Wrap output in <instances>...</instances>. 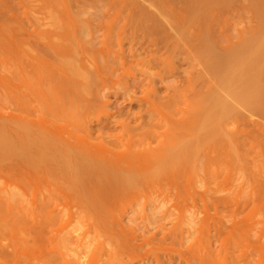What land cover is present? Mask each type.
Here are the masks:
<instances>
[{"label": "rangeland", "instance_id": "rangeland-1", "mask_svg": "<svg viewBox=\"0 0 264 264\" xmlns=\"http://www.w3.org/2000/svg\"><path fill=\"white\" fill-rule=\"evenodd\" d=\"M184 1L185 4L183 3ZM184 1L0 0V115L2 113L1 116H3L0 118V129L2 128L1 130L3 131H0V136L2 135V141L0 140V143L3 142V144H0L1 244H36V235L32 230L33 221L31 220L34 213L33 211H37L39 213L40 209L38 206L41 202L42 195H49V193L55 189L57 191V195L52 193L55 200L51 196V198H53L51 202L53 203H51L50 206L52 208H55L56 205L53 204L58 203L57 206H60V208L58 207L59 210L56 209L57 207L55 208L56 211H59V214L58 211L56 212V217H59V221L55 218L54 224L56 225V228H58L59 226H61L62 222L64 223V227L69 223L67 227L68 232L67 228H65V233H68V236L70 234L72 237L75 236L76 239L75 237L74 239L77 243L79 242L77 241L78 234L80 235L82 232H85L84 230L88 229V233H86L90 236V231L92 232L94 230V232L91 233V235H94L96 225L98 226L100 224L97 219L107 215V219H109L112 213L115 214H112V216H121V224L123 225V227L127 231L136 230L138 232L136 233L139 235V237L148 236L153 231H155V228L153 227H155V224H157L156 222L159 218L158 216H163L162 214L173 216L170 220L164 222L166 225L170 222L175 221V219L177 218L175 216L179 215L182 217V220H176V222L173 223L176 225V227L177 225H179V227H182V229L184 230L181 231L184 234L182 240V243H184V247H181L177 242V244H179L178 247H181V250L184 249L182 254H187L188 248H193L196 245L197 247L195 249L201 247L203 250V247L205 246L204 243L208 242V240L206 241L207 238H205L207 234H210L209 236L212 237L211 233L216 232L217 230L214 229V226L216 225L215 228H219L225 222L223 226L226 225L227 227L222 226V228L220 229L221 233H219L218 236H215V233H213L214 240L213 238H210V240H213V242L211 241V247L217 249L219 246V249L221 248V243L219 244L218 242H221V237H224V235H228L227 230H229V227L231 226L232 232L229 238L232 245L231 253L233 254L231 255L230 259L233 260L230 261L229 259V261L227 262H234V264H236L235 262L238 261L239 255L241 256L240 259H242V255L248 253V255H245L247 256V258L243 257L244 260L246 259V263L248 260V264H264V133L251 135L250 138L247 139L246 144L240 145H236V143L234 144L233 140L231 142V140L227 138L228 135L223 134L226 135L225 141H227L228 139L230 141H228L230 144L224 142L222 138L223 142L227 143L228 145L225 144L223 148L217 147L218 149H213L214 151H211V149L209 151L210 153H206V151H204L202 147L199 146L201 150L198 154L197 148L195 149V146H193L195 145V142L193 143L190 139L189 141L191 142L189 143V141L187 140L188 135L184 136V142L187 143L188 141L189 145L191 144L190 147H188L189 149H182V151L181 148H179L181 146H176L175 148L173 145L174 142L176 144L178 143V145L181 142H179L180 139H178V142L176 141L177 137H179L180 134L178 133L176 135H173V133H171V129L170 131L165 133L164 136L157 137L156 140H154V142L152 141L151 143L153 147L149 155L153 159L161 156L162 158L160 157V159H158V162L155 161V159L154 161L150 162L139 160L134 163V165L147 164L150 167L148 171L150 175L144 173V175H146L141 180L143 184L141 182L140 184L138 182L139 185L135 184L139 188H129L128 185H133L132 180H130V183H128L129 181L124 182L122 179V181L118 179L114 180L117 182V186L120 185V181L121 184L124 183V185L121 189L122 195L120 197V200L113 206V208L115 207V209H112L111 211H109V209H106L107 206L105 207L106 204H104L112 196L111 192H107L108 190L106 188L108 185H110L112 188L113 186L116 187V182L112 184L113 181L109 182V180H107L105 183L104 181L102 183L99 180H96L97 182L95 180H90L86 183L78 180V182H75L76 184L72 182L73 184L71 183V185H69L70 183L65 184L63 180H58L55 177V180L53 179V177L50 178L49 174L47 175V177L45 176V165L47 164L46 162H49L50 160H47L45 162L43 158L49 155V151H46L47 148H45V151L47 152V154L45 153V155L42 151V149L44 148L41 149V147L43 146L41 144H43L44 142L43 138H45L46 136L42 135L43 142L40 143L38 140L39 136L34 135L37 133V128L35 127L36 122H40V124L38 123V126H42L41 121H45L43 124L47 123L46 125L50 127L53 123L54 126L52 125V130L56 126H59V124H61L62 126H66V128L62 126L59 127L61 129L64 128L61 130L60 135L67 136L69 133H72V137L74 138L75 132L73 130L75 127L73 126L74 123L78 125L80 124V122L76 121V117L78 113L82 111L81 102L83 99L89 96L90 91L88 90V87L91 85V82H93L94 79L99 81V74L104 73V71L108 67V63L106 62V58L108 57L106 53H111L108 56H111V59H109L112 60V55L114 53L113 51L118 48V45L120 43V39L118 37V29L121 28L120 25L122 26L124 25L125 21H128L126 23V26L124 27V30H126V32L124 31V33H121L120 31V37H123L121 40L124 52L128 54L131 49L130 36L134 30L138 29V27L139 29L141 28V25L139 26V24H142L144 27L149 26L150 28L153 25L151 29H153V31H156L157 33L153 31H150V33H156L155 35H158L161 28L158 29V27L160 26H157V23L161 21L163 22L170 16V12L168 11L169 9L167 6H171L172 9L175 8L177 10H180L183 5H185L186 7L188 6L189 8L191 0ZM188 1L189 3L187 4ZM207 1L208 0H204L203 3H201L204 4L205 7H207L206 11H208V8L211 7L212 4L214 5L212 1ZM233 1L235 0H231L230 2ZM236 1H239L240 3V0ZM236 1L235 3H232L234 4V6L235 4L237 7L238 5H242L241 3H236ZM248 1H251L252 3L258 2L257 4H261L259 6V8H261V11L259 10V13H257L256 9L251 8L253 6H257V4L252 3L251 5H249L246 12H244V8V10H240L242 6L238 7L239 11L236 10V7V11L232 12H228L226 6H224L226 10L224 11L223 8L222 15H220V18H223L224 20L222 21L221 19H219V21L221 25L225 24L224 26L226 31L225 35H222V39L220 38L221 41L219 45H214L215 48H221V46L225 44L227 37H231L233 40H236L241 29L247 26L249 27L250 25H252V23L255 22V20L257 21L259 18L262 19V21L259 19L258 22L254 24H257L259 26L261 23H263L261 24V29L263 30L260 29V31L264 32V16H262L264 14V1L261 0V2L260 0H245L244 2H246V5L244 6H248ZM206 3L212 4L207 5ZM256 8L259 9L258 6ZM224 12L228 17H226V14H224ZM254 12H256L257 15ZM162 13L165 16H163ZM254 14L256 16L253 17ZM257 16H259L258 19L256 18ZM110 20L111 23L114 22L113 26H110L111 23L107 22ZM222 22L225 23L223 24ZM154 23H156V25ZM106 24H109V30L111 31H106L107 35L105 34L106 27H104V25L108 26ZM154 25L157 27H155ZM143 26L142 28H144ZM146 29L147 28H144L145 31L149 32L150 29ZM248 36L251 35L247 34L245 38H248ZM206 38L208 37L204 34V42L205 40L207 41ZM55 47L57 48V50L60 49L61 54L64 55H59L60 50L58 51L59 53H54L53 49L56 50ZM198 48L193 50L192 53H198ZM64 51H66V54L64 53ZM137 53H139L140 55H137L138 58L141 59L145 58V53L147 52L138 51ZM175 60L176 61L174 62V64L176 65V67H178L177 69H179V75L176 74L170 76L169 78H167V83L175 82L179 76L189 74V71L192 69H190L189 63L181 62L179 58H176ZM135 64L134 66L132 65L130 67L132 70L128 68L129 70H127L124 74L126 75V77L128 76L130 81L142 79L143 75L141 73H143V70L141 68L143 65H147V63L145 62L138 64L137 66ZM36 65L38 67H36ZM119 71L120 70H117L116 72ZM122 71L123 70H121L120 72ZM74 81L80 83L76 86L77 88H75L74 86ZM141 86L139 87V89H137L138 96L142 95L143 86ZM64 88L66 91H68V88L72 89L73 92L71 91L72 94L69 97L71 101L67 96H65L63 99L57 98L58 90ZM164 92H167V90L161 88L160 94H163ZM207 97L208 95H205L204 98H201V100L203 99L201 101V104L205 106L206 109H202L200 111V115H202L203 119L199 115V126L196 125L197 130L195 129L197 133H199L198 136L194 130V132L196 133L195 136H197V138L205 137V135H207L205 138H210V133L208 132V129L206 130L207 122L205 120L207 117L205 116L206 114H204L206 113L205 110L208 111L206 105L209 97L208 99ZM110 98L114 99L112 95L110 96ZM122 98L123 96H120L119 98L113 100L112 105L109 106V109L114 110L117 109L115 108V106H125L126 109L130 108L129 110H132V112H130L134 114L141 108L139 102L136 101L130 106V104L125 101L124 98ZM197 102L199 101L196 100V103ZM57 109H59V111H62V115H60V118L54 112V110L56 111ZM100 109L103 110L102 108H97V111L95 113L93 112L92 114V116L95 117L97 115L98 117L102 115V119H99L98 121L94 118V121L92 122L93 125H95L94 131L92 133L90 132L91 135L90 137H88V140L94 142L103 138L107 141L110 139L109 136L113 134L123 136L126 140V138L129 136H126L122 132L120 126L115 125L116 127H113V124L115 123L111 122V118L109 119L105 117L106 115L101 114L100 112L102 111ZM98 110L100 111L98 112ZM52 111L55 114H53ZM159 112H164L165 114L166 110L161 108L159 109ZM12 114H14L13 116L16 120H14ZM53 115H57L58 119ZM92 116L89 119H93ZM158 116L160 117V115ZM19 118L23 122H20L21 120ZM44 118H46V120ZM47 119H49V121H47ZM26 122L27 126L25 125ZM101 123L107 124L109 126V128H106L107 130H103L102 133L98 128H96L98 127V124ZM28 125L31 127H29ZM230 127L234 128L233 131L238 133L241 130V125H239L238 123L233 126L231 125ZM57 128L55 129L57 130ZM43 129L45 128H42V130ZM55 129L54 131H56ZM10 131H12L11 134ZM79 131H76L77 134L79 133ZM13 132H16L17 134L15 133L16 136L12 138ZM30 132H33L34 134ZM2 133H4L6 136ZM31 134L32 136H29ZM214 134L213 137L215 136ZM3 136L4 139L6 138V142L9 140V143H7V147L6 145H4L5 141H3ZM34 136H36V138ZM181 136L183 135L181 134ZM220 136H222V134ZM33 139H35L34 142L32 141ZM37 140L41 146L38 145V143L35 144ZM194 140L196 141V139ZM204 140L205 139L203 138V141ZM12 141L14 143H12ZM199 141L200 142H197L199 143L198 145L201 144L202 140ZM35 151L37 152L35 153ZM196 152L197 156L200 157L204 152V156H202L201 159L199 157V161L194 162L192 157H194ZM40 153H43L44 157L43 155L39 156L41 155ZM192 154L194 155L192 156ZM207 156L209 159L208 161L206 160ZM39 157L41 160H43L41 161ZM189 158L191 160H189ZM203 158L207 162H203ZM51 159V161L54 160L53 157ZM43 161L45 165L42 164ZM147 165H145L146 168ZM46 166H48V164ZM50 166L53 167V164ZM48 168L50 167H47V170ZM51 171L53 172V170ZM51 171L48 173L51 174ZM34 176H38V178H40L41 180H45V176L47 180H45L46 182L44 180V182L40 181V179L36 180V177ZM42 176L43 178H41ZM31 177L34 178V181H37L38 186H34L35 183H33ZM26 178L31 182H27ZM47 182L50 184L47 185ZM27 183H29V186L27 185ZM32 186L35 188H33ZM111 187L108 186L109 191L112 189ZM92 189L95 190L93 193L91 192ZM95 192L96 195H100L102 193L100 195V198L103 199L104 208H99L100 206L98 207V205L96 206L97 203L93 196L95 195ZM60 211H62L63 213H60ZM70 211L71 213H69ZM143 212L149 215V221L150 215L151 217H155L156 221L153 220V223L155 222V224L151 223L153 218H151L150 222H147V220L146 222H143L142 220L140 221L139 217L137 220H133L132 216L141 214ZM69 214L71 220L74 217V222H66L69 219ZM71 214H73V217ZM184 216L186 219L189 218V223L190 218L192 220L194 216H199V219L200 217H207L205 222H202V227H199L200 229H202V231L209 229L207 231H204L205 234L206 232L207 234L205 235L198 228V226L201 224L200 223L198 225V223L201 221H195L196 225H191L190 229V224L195 222L191 221V223H188V225V220L186 221L184 219ZM211 217L214 218V220H212ZM61 218L63 219L62 222ZM104 218L105 217H103L102 219ZM196 218L198 219V217ZM104 220H106V218ZM201 220L204 221L203 218ZM219 220L222 222H219ZM100 221L102 222V220ZM59 222L61 224L57 226ZM147 223H150L151 226L149 225L150 227L147 226L146 228ZM220 223L222 224L220 225ZM172 224L169 225V229L173 227L174 224ZM165 225L163 229L165 228ZM88 226L89 228L91 227V229H89ZM64 227H62V229ZM176 227L173 231L177 229ZM168 228L162 230L167 233L169 231ZM70 229H72V232L74 230L77 236L72 235L74 233L70 232ZM162 230H159L160 232L158 231V235H162ZM187 230L188 232L190 231V233H188ZM210 230L211 232L208 233V231ZM176 232H179V229ZM82 234L79 237L82 238ZM71 236H69L70 239L72 238ZM89 236L87 238H89ZM217 238L221 240H218ZM60 239H55L54 241L56 242H54L53 244H55L57 248H62V250L70 247L68 249L69 253H67V250H65L67 254H70V256H68L69 259H74L76 262L78 258V260H81L82 263L84 262L83 264H87V261L88 264H95L94 262H96L97 264H102V262L103 264L107 263V257L102 255V251L100 249L97 251L101 254L98 255V252L96 253L95 249L93 250V252H95L94 255H90L92 254L90 252L92 251V249H94L92 248L94 247V242L93 244H90L91 242L89 241V239H87L88 241H86L84 238L83 241L88 242L90 244H88L90 247L87 244L86 245L88 247H84L83 243L81 245L83 246V248L80 247L85 250L87 248H92L91 250L89 249L90 251L86 250V254L84 253L85 250L82 253L80 252V254H82L81 258L83 259L78 257L80 256V254H78V256L76 257L80 249L77 251V253L75 252V250H77V246H75V244L72 245V242H74L73 238L71 242L70 240L66 241L65 239ZM169 239L170 238L167 239V242ZM155 240L156 241L154 244H152V246L148 245L147 250L152 249L151 247H154V245H156L154 247L155 249L158 248L156 243L158 239L155 238ZM247 241L250 242L249 246L248 244H246L248 243ZM169 244L170 243H168V247ZM190 244L194 245L191 246ZM170 245H172V243ZM242 246L245 249L246 246H248L247 250L249 251H244V253L241 254L240 252H243L244 250L243 248H241L242 250L240 249V247ZM43 248H45V246ZM143 248H145L144 250H146V245ZM191 248H189V251L192 250ZM108 249H110V247ZM141 249H139V252L141 251ZM155 249H152L151 252L150 250L146 251L149 254L148 257L151 261H149L148 257H145L146 255H148L147 253L144 254L145 256L141 257L142 253L140 252L141 254H139L137 249L136 257H140V259H142L138 261L137 259H135L133 261V264L134 262L135 264H142V262L140 261H143L144 259L148 261V263L145 261V264H150L149 262L154 264L155 260L153 263V260L151 258L154 257L153 259H155V256L153 255V257H150V255L153 254V252L155 254L158 251V249H156L157 251H155ZM160 250L164 251L165 249H163V247L159 249L160 254L164 256L165 252L161 253L162 251ZM170 250L171 249H169V251ZM169 251L168 253H170ZM159 252H157L155 255H157ZM174 252L173 250H171V253ZM215 252L217 251L215 250ZM167 255L168 254L166 253L165 258H162V260L164 259L167 261ZM219 255L221 254H218L217 257H219ZM214 256V264H217V262L220 264L221 262H224L223 254L221 255L223 257L220 256V259H218L216 255ZM176 257L175 259H173L175 262L178 260V258L176 259ZM127 259L128 258L126 257L125 260L128 261L129 259ZM183 259L185 258L183 257ZM183 259H180L179 257L178 261L184 262L186 260ZM91 260L93 261V263L90 262ZM241 262L242 264L245 263L243 262V259L239 262V264ZM177 263L178 262H176L175 264ZM180 263L183 264L182 262ZM184 263H186V261ZM195 264H197V262H195Z\"/></svg>", "mask_w": 264, "mask_h": 264}, {"label": "bare ground", "instance_id": "bare-ground-1", "mask_svg": "<svg viewBox=\"0 0 264 264\" xmlns=\"http://www.w3.org/2000/svg\"><path fill=\"white\" fill-rule=\"evenodd\" d=\"M203 1L202 0H191L192 3L190 2L189 8L188 6L186 7L185 5H183L180 10H177L175 8L172 9L171 6H167L169 9L168 11L170 12V16L169 17L166 16L168 18H166L163 22L161 21L163 19H161L160 21L162 22V24L161 22H159L160 24L157 23V26H160L158 27V29L161 28L158 35H155L157 32L151 29L153 25L152 26L150 25L151 26L150 28L149 26L144 27L142 24H139V26L141 25V28L139 29L138 27V29L134 30L130 36L131 37V49L128 54L124 52L122 40H121L123 37L122 38L120 37L121 33H124V31L126 32V30H124V27L126 26V23L128 21L127 22L125 21L124 25L122 26L120 25L121 30L118 29V33H119L118 37L120 39L119 40L120 43L118 45V48L113 51L114 53L112 55V60H110L111 56H108L111 53H106L108 57L106 58L108 67L106 68L104 73L99 74L100 75L99 81L94 79V81L91 82V85L88 87L90 94L87 98L83 99L81 102L82 111H80L76 117L77 119L76 121L80 122V124L78 125L74 123V126H73L76 128V130L75 128L73 130L75 132L74 138L72 137L73 136L72 133L71 134L69 133L70 135L66 134L67 136L60 135L61 130L66 128V126H62L61 124H59V126L55 127V128L58 127L57 130L54 128L56 130L54 131V129L52 130L51 128L53 123L51 124V127H50L46 125L47 123L43 124L45 121L44 122L41 121L42 126L39 125L41 128L38 126V123L40 124V122L38 123L36 122L38 126L37 127L35 124V127L37 128L36 134H34L33 132H30L34 135L39 136L38 140L40 143L43 142V139H44L43 144H41L44 146V147L43 146L41 147V149L44 148L42 149L44 154L45 153L47 154L46 151H49L48 152L49 155L47 157H44L43 153L42 154L40 153L41 155H39V156L43 155L44 157L43 159L45 162L47 160L48 161L50 160L49 162H46L48 166H46L47 164L45 165L44 161L42 162V164H44L46 167L45 168L46 177L49 174L50 178L53 177L54 180L55 178L58 180H63L65 184L70 183L69 185H71L72 182L73 183L78 182V180H80L81 182H86V183L89 182L90 180H95V181L99 180L102 183L103 181L105 183L107 180H109V182L113 181L112 184L116 182L114 181L116 179L118 180L122 179L124 182L129 181L128 183H130L131 182L130 180H132V183L134 186L128 185L129 188H133V189L134 187L139 188L135 184L137 185L140 184L141 180L146 175V174L144 175V173L149 174L148 171L150 167L147 164L134 165V163L139 160L150 162V161H154L155 159H156L155 161L158 162V159H160L161 156L153 159L149 155L153 147L151 143L152 141L154 142V140H156L157 137L164 136L165 133H167L171 129H172L171 133H173V135H176L178 133L180 134V136L177 137L176 141L178 142V139H180L179 142L180 141L181 142L179 143V145L178 143L176 144L174 142L173 145L175 148L176 146H181L179 147L181 148V150L189 149L188 147H190L191 145V144L189 145V143L191 142L189 140L191 139L193 143L195 142L194 143L195 145L193 146H195V149L197 148L198 154H199V151L201 150L199 146L202 147V149L206 151V153H208L211 149H212L211 151H214L217 147L223 148L225 144L226 145L230 144L229 143L230 141L228 139L227 141H225L226 135H228L227 138H229L231 142L233 140L234 144L236 143V145H240V144H246L247 139L250 138L251 135H255V134L258 135V134L264 133V32L260 31L262 27L261 24L263 23H261L259 26L257 24H254L258 22V20L260 19V18L258 19L259 16H257L256 17L258 19L257 21L255 20V22L252 23V25H250L249 27L248 26L244 27L243 29L239 31V34L236 40H233L231 37H227L225 44L222 45L221 48L219 49L215 48L214 45H219L221 41L220 38L222 39V35L224 36L225 31H226L225 26H224L225 25L224 23L226 21L222 22L224 25H221L219 21V19H221L222 21L224 20L223 18H220V15H222V12H223L222 11L223 8H224V11L226 10L224 6H226L228 12L229 11L232 12L236 10L239 11L238 7H241V6L242 8L240 10L242 11V9L244 8L245 10L244 9L243 10L244 12H246L248 10L249 5H251L252 2L248 1L247 3L248 6H244L246 5V2H244L245 0L243 1L240 0V3L242 5H238L237 7L236 4L235 6L234 4H232V3H235L236 0L233 2H230L231 0H210V2L212 1L214 5L212 3H208L209 5L211 4L212 5L211 7L208 8V11H206L207 7H205L204 4H201L203 3ZM207 2H209V0ZM183 3L185 4V1ZM188 3L189 1L187 2V4ZM236 3H239V1L238 2L236 1ZM257 3H252V4H257ZM260 5L261 4H257L258 8ZM257 6H253V7L250 6V7L253 9H256L257 10L256 12L259 13V10L261 11V8L257 9L256 8ZM236 7L237 9L235 10ZM224 14L226 13L224 12ZM256 15L254 14L253 17ZM163 16L165 15L163 14ZM262 16H264V14ZM226 17H228L227 14H226ZM260 20L262 21V19ZM107 22L111 23V20ZM113 24L114 22H112L110 26H113ZM154 24L156 25V23ZM106 25L108 26L104 25V27H106L105 34L107 35L106 31L107 32H111V31L109 30V24H106ZM142 26L144 28L150 29L149 32L145 31L144 28H142ZM122 28H123V32H122ZM150 31L151 32L153 31L156 33L152 34L150 33ZM262 32H263V35H262ZM204 34L208 37L206 38L207 41L205 40V42L203 41L205 39V38L203 39ZM247 34L251 36H248V38L247 37L245 38ZM196 48L199 49L198 53H192V51L195 50ZM53 50H54V53L56 52L59 53L58 51L60 49L57 50L56 48V50L55 49ZM140 50L147 52L145 53L146 55L145 58H141V59L138 58L137 55H139V53L137 52L138 51L141 52ZM64 53L66 54V51H64ZM59 55L60 56L64 55V54H61V50H60ZM176 58H179L181 62L189 63V67L190 69L191 68L192 69L189 71V74H185V75L180 74L182 76H179L175 82L167 83L168 82L167 78H169L172 75H176V74L179 75V71H178L179 69H177L178 67H176V65L174 64V62L176 61L175 60ZM143 62L147 63V65H143L144 68L143 66L141 68L143 70V71L141 70L143 72L141 73L143 75L142 79L130 81L128 76L126 77V75H124L126 71L131 69L130 67L132 65L134 66L135 63H136L135 65L137 66L138 64H141ZM36 67L38 66L36 65ZM117 70H120V71L123 70V71L116 72ZM77 81H74L75 88H77L76 86L80 84L78 83L79 81L78 82ZM140 86L143 88V91H142V95L138 96L137 89H139ZM161 88L166 89L167 92L160 94ZM71 91H72L71 88H68V91H66L65 88L58 90L57 98L63 99L65 96L69 98L70 95L72 94ZM111 95L114 97V99L110 98ZM205 95H208L209 97V99L207 97L208 102L206 105L208 111L205 110L206 113H204L205 111L202 113L206 114L205 116L207 117L206 118L204 116L206 118L205 121L207 122L206 130L208 129V132L210 133L209 135L210 138H212L213 134L215 133L214 134L215 136L212 139L205 138L207 135H205V137L197 138L199 133H197L196 131L197 130L196 125H198V122L200 121L199 120L200 116L202 118V115H200L201 113L200 111L202 109H206L205 106L201 104V101L203 100V99L201 100V98H204ZM120 96L121 97L123 96L124 100L127 101L130 104V106L136 101L139 102L141 108L136 113L133 112L134 114L131 113L132 110H129L130 108L126 109L125 106L124 107L115 106V108L117 109L110 110L109 106L112 105L113 100L119 98ZM196 100H198L199 102L196 103ZM97 108H102L103 110L100 109L102 111L100 113L103 115H106L105 117L109 119L111 118L112 120L111 122L115 123L113 124V127L115 125L120 126L122 129V132L126 136H129V137H127L125 140L123 136H120L118 134H113L109 136L110 139L107 140L108 143L103 138L100 140L94 141V142L93 141L91 142L90 140H88V137H90L91 133L94 131L95 125H93L92 123L94 121V118L98 121L99 119H102L101 118L102 115H100L99 117L98 115L96 117L92 116L93 112L95 113L97 111ZM161 108L166 110L165 114L164 112H159V109ZM100 110H98V112ZM56 111L54 110V112L60 118L61 117L60 115H62V111H59V109H57ZM54 112L53 114H55ZM1 115H0V118L3 117ZM13 115L14 114H12V116ZM57 115L55 116L57 117ZM158 115H160V117ZM91 116L93 117V119L91 118L92 120L89 119ZM44 119L46 120V118ZM14 120H16L15 117H14ZM47 121H49V119H47ZM20 122H23V121L21 120ZM237 123L241 125V130L239 133L233 131L234 128L230 127L231 125L233 126V125H236ZM25 125L27 126V122ZM61 126L64 128L62 129L59 128ZM42 128H45L43 129L44 131L42 130ZM96 128H98L99 131L102 133V131L105 130L106 128H109V126L107 124L101 123V124H98V127ZM1 129L0 131H2ZM79 130L81 131V133ZM194 130L197 133V136H195L196 133L194 132ZM32 131H33V128H32ZM76 131H79V133L77 134ZM11 132L12 131H10V134ZM15 133L16 132H13V136L11 135L12 138L16 136ZM32 134L29 136H32ZM181 134L183 136H181ZM221 134L223 137L220 136ZM223 134H226V135H223ZM42 135L46 137L42 139L43 137ZM1 136H0V140L2 138ZM184 136L188 137L187 140L189 141V143L188 141L187 143L184 142ZM34 137L36 138V136ZM193 138L196 139V141ZM203 138L205 139L204 140L205 142L203 141ZM222 138L224 142H227L228 144L224 143ZM3 139H4V136H3ZM5 139L3 140L5 141L4 145H6L7 147L8 146L7 143H9V140L6 142ZM34 140L35 139H33L32 141L34 142ZM38 140L35 144L38 143ZM199 140H202L201 141L202 145L201 144L198 145L199 143L197 142H200ZM1 143L3 144V142ZM12 143L14 142L12 141ZM40 143H38V145H40ZM45 148H47L46 151H45ZM36 152L37 151H35V153ZM197 152L195 154L196 156L192 154V156L194 155V157H192L194 162L199 161L198 158L200 156H197ZM203 153H202V156H204ZM50 156L51 158L53 157L54 159L53 161H51L52 159L50 158ZM190 158L189 160H191ZM204 158H203L204 161L202 160L203 162H207L209 160L208 156L206 159L207 161H205ZM52 164H53V167L50 166ZM145 165H147V168ZM47 167H50L48 168V170L50 169L49 171L47 170ZM51 170H53V172ZM50 171H51V174L48 173ZM45 176L44 178L45 180H47ZM34 177H36L35 178L36 180L40 179L38 178V176H34ZM27 178H26L27 182H31ZM41 178H43V176ZM31 179L33 180L34 178L31 177ZM36 180L35 181L33 180V183H35L34 186H38ZM43 180L44 179L42 180L40 179V181H43ZM121 181L119 182L120 185L118 186L116 182L115 184L116 187L113 186V188L110 185H108L109 187L112 188V189L110 188L111 189L110 191L108 189V186L107 188L105 187L108 190L107 192H111L112 194V196L110 195L111 197L109 198V200H107L106 203H104L106 204L105 207L107 206L106 209H109V211H111L112 209H115V207L113 208V206L117 204L118 201L120 200V197L122 195L121 189L124 185V183L121 184ZM38 183H39V180H38ZM28 184L29 183H27V185ZM49 184L50 183H48L47 185ZM93 189H96V188H93ZM93 189L91 191L92 193L95 191ZM52 193L57 195V191L55 189L51 191L49 195L47 194L48 196L45 194L42 195L41 202L38 206L40 209L39 213L37 211H33L34 213L32 215L33 217L31 220L33 221L32 230L34 234L36 235L35 236L36 244L29 245V244H1L0 243V264H81L82 263L81 260H78V258L76 262L74 259L71 260L68 258L70 254H67V253H69L68 249L70 247L65 249L67 250V253H66L64 249L63 251L62 248H57V246L53 244L54 242H56L54 240L57 238L60 239L62 237L61 238L62 240L64 239L66 241L70 240L71 242L72 238L74 239L75 236L72 237L70 234V232H72V229H70V232H69L70 234L69 236L72 237L71 239L68 236V233H65L66 232L65 228H67L69 224L68 222L73 221L74 219L73 214H71L73 217V218L71 217L72 220L70 219V214L68 215L69 219L66 221L68 224L66 225L65 223L66 225L65 227H64V223L62 222L63 219L61 218L62 224L59 222L57 226H59L60 224L61 226H59L60 228L58 227L59 229L56 228L54 221H55V218L56 219L59 218V217L58 218L56 217V212L59 210L58 207L60 208V206H57L58 203L53 204V205H56L57 208L56 207L55 208L58 209L57 211L55 208H52L50 206L51 203H53L51 201L54 198L53 197L54 195H52ZM94 194L95 195L93 194L91 195L94 196V199L97 203L96 206L98 205V207L100 206L99 208L101 207L104 208L103 199L100 198L101 197L100 195L102 193L100 195L99 194L96 195V192H95ZM51 196L53 198H51ZM62 211H60V213ZM69 213H71V211ZM58 214H59V211H58ZM112 214L109 219H107L108 215L103 216L106 218L107 222L106 220H104L105 218L102 219L103 217L102 218L100 217L101 219L100 218L97 219L100 224L96 223L99 225L98 226L96 225L94 235H91V233H93L94 230L92 229L93 230L92 232L89 230L90 236L92 238L87 234L88 229L84 230L85 232H82L83 234L81 233L83 239L79 237L81 234L80 235L78 234L77 236L75 231L73 230L72 233L74 234L72 235H76L78 239L77 241L79 242L77 243L75 241L76 239L75 237L73 241L76 243L72 242L73 244L72 243L71 244L72 245L75 244V246H77L76 247L77 250H75L76 253L79 249L82 250V251L80 250L78 251L76 257L78 256V254H80V252L82 253L85 250V249H82L83 246L88 247L90 244H93L94 242V245H93L94 247H92L94 249L91 248L92 251L90 252L92 253L90 254L91 256H93L95 253L93 252V250L96 249L95 251L97 253L98 252L97 250L100 249L102 251V255L107 257L106 264H133V261L135 259H137V261L142 259V258L140 259V257H136L137 255L136 250L138 249V252H139V249L145 247L146 245V250H144L145 248H143L140 251L143 255L139 252V254H141V257L145 256L144 254L147 253L146 251L150 250L151 252L152 249L153 250L155 249L154 247L156 245H154V247H151L152 249H148V250H147V247L148 245L152 246V244L155 243L156 241L155 238H156L158 239V241L156 242L157 247H158L156 249H158V251L156 249L155 251L159 252V249L163 247V249L165 250L164 251L160 250V251H162L161 253L163 252L165 253H164V256H162L160 252L158 253L160 255L158 254L155 255L157 252L155 254L153 252V254H151L150 257H153V255L155 256V259H153L154 257L151 258L153 260V263L155 260L154 264H173V261H174L173 259H175L176 256H177L176 259L178 258V260H179V257L180 259H183L184 257L186 260L185 259L183 260H185L187 264H195V262H197V264H214V260H215L214 255H216L217 257L218 254L224 255V260L222 258L224 262H221V264H230V263L234 264V262H230V263L227 262L229 261L231 255L233 254L231 253L232 245H231L230 238H229L232 232L231 226L230 227L228 226L229 230L226 229L228 233L227 236L224 235V237H221L222 240L217 238L218 240H221V242L220 241L218 242L219 244L221 243L220 244L221 248L219 249V246L217 249L214 247L213 248L211 247L212 242L214 240L213 233H215V236H218V234L221 233L220 229L222 228L225 222L223 224L220 223V225L222 224V226L219 228L218 227L215 228L216 225L214 226V229H217V230L216 232L211 233L212 237H210L209 236L210 234L208 235L206 232L207 236L205 238H207L206 241L208 240V242L204 243L205 246L203 247V250L201 247L200 248L198 247L197 249H195L197 245L193 247L194 250L193 248L189 247L192 250L189 251V248H188V251H187L188 253L186 252L188 254L187 255V254H182L184 249L183 250L180 249L181 247H184V243H182L184 234L181 232L184 230L182 229V227L180 228L179 225H177L176 227V225L173 223V222H176V220L181 221L182 220L181 216L176 215L175 217L177 218L175 219V221L173 222L168 221L171 224L172 223L174 224V225L172 224L173 227L169 229L168 227L171 224L168 223L165 225L164 222L167 220H170L173 216H169V215L167 216V214H162L163 216H158L159 217L158 219L156 217L157 224H155V222L153 223V220H155V217H151L150 215V221H151V218H153L151 223L155 224V227H153L152 225V227L155 228V231H153L148 236L139 237V235L137 234L138 232L136 230L127 231L123 227V225L121 224L122 223L121 216L116 217L114 216L115 214L113 216ZM132 217H133V220L134 219L137 220L139 217L140 221L142 220L143 222L144 221L146 222L147 220V222H150L149 215L144 212L138 215H134ZM196 217H198V219ZM202 218L204 221L201 220ZM184 219L186 221L188 220L187 222L188 224L189 218L186 219L184 216ZM206 219L207 217H200L199 219V216H194L192 220L190 218V223L191 221H194V222L201 221L198 223V225L201 223L198 226V228L199 227L201 228L203 225L202 222L204 223ZM100 220H102V222ZM212 220H214V218H212ZM219 222H222V221L219 220ZM194 224L196 225V222L190 224L189 228L191 227V225L193 226ZM149 225L151 226L150 223L149 224L147 223L146 228ZM164 225H165L164 229L166 228L169 229L167 233L163 231ZM62 227L64 228L62 229ZM175 227L177 229L173 231ZM223 227H227V226L225 225ZM89 229H91V227ZM178 229H179V232H176L178 231ZM159 230H162L163 232L162 235H158ZM200 230L202 231V229ZM207 230H204V231H207ZM204 231H202V233L205 234ZM67 232H68V228H67ZM210 232L211 230L208 231V233ZM188 233H190V231ZM60 234L61 235L64 234V235L61 236ZM87 235L89 236V238H87L88 237ZM208 236H209V239H208ZM84 238L86 241H88L87 239H89L91 243L89 244L88 242L83 241ZM168 238H170L169 240L171 241L168 240L167 242ZM210 238H213V240L212 239L210 240ZM177 242L180 244L181 247H178L179 244H177ZM247 242L248 243L246 244H248L249 246L250 242L249 241ZM82 243H83V246H81ZM165 243L167 247L165 246ZM168 243L170 244L172 243V245L169 244V247H168ZM175 243L177 246L175 245ZM86 244L87 245L89 244V245L87 246ZM173 244L175 247L173 246ZM193 245L194 244H192L191 246ZM44 246L45 248H43ZM108 246L110 247V249H108L109 248ZM248 246H246V249L243 248V246L240 247V249L241 248L244 249L243 252H240V253L242 254L244 253V251L248 252L249 251L247 250ZM56 248L59 250H57ZM89 249L90 248H87L86 250L90 251L91 249L90 250ZM169 249L175 252L171 253V250L169 251ZM86 250L84 251V253L86 252ZM215 250L217 252H215ZM168 251L170 253H168ZM166 253L168 254L167 261L164 259L162 260V258H165ZM99 254L101 253L98 252V255ZM246 254L248 255V253ZM246 254L242 255L243 262L245 263H246V259L244 260V258L245 257L247 258V256H245ZM81 255L82 254H80V256L78 257L81 258L82 257ZM221 255H219V257L217 258L220 259L221 257H223ZM148 256L149 254L146 255L145 257H148ZM126 257L129 259V260L127 259L128 261L125 260ZM240 257L241 256L239 255V259ZM239 259L238 261L235 262L236 264H239V262L242 261V259H240V261ZM178 260L176 261L178 262L177 264H179L180 262H182L183 264H186L184 263L185 261L183 262V261H178ZM231 260L233 259H230V261ZM145 261L146 259L140 262H142V264L143 263L145 264ZM149 261L151 260L149 259ZM90 262L93 263L92 260ZM146 262L148 263V261ZM176 262L174 261V264ZM86 263L88 264V261ZM94 263L97 264L96 262ZM149 263L152 264L151 262ZM217 264H220V263L217 262ZM240 264H242V262ZM246 264H248V260Z\"/></svg>", "mask_w": 264, "mask_h": 264}]
</instances>
